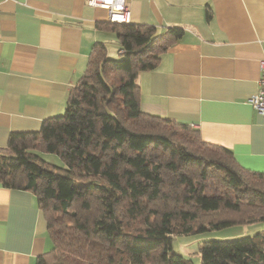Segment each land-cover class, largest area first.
Masks as SVG:
<instances>
[{
  "label": "trees",
  "instance_id": "1",
  "mask_svg": "<svg viewBox=\"0 0 264 264\" xmlns=\"http://www.w3.org/2000/svg\"><path fill=\"white\" fill-rule=\"evenodd\" d=\"M99 27L115 35L119 57L95 42L64 113L0 148V183L30 192L46 223L52 246L35 264H192L169 253L175 237L263 222L264 174L187 124L140 109L138 74L183 30ZM197 253L200 264H264V231L203 241Z\"/></svg>",
  "mask_w": 264,
  "mask_h": 264
},
{
  "label": "crops",
  "instance_id": "2",
  "mask_svg": "<svg viewBox=\"0 0 264 264\" xmlns=\"http://www.w3.org/2000/svg\"><path fill=\"white\" fill-rule=\"evenodd\" d=\"M125 4L131 24L183 30L154 70L138 74L141 111L193 125L202 141L264 174V118L247 102L264 57V0ZM105 22L86 0H0V148L64 113L92 45L114 36ZM51 246L34 196L0 183V264H35Z\"/></svg>",
  "mask_w": 264,
  "mask_h": 264
},
{
  "label": "rangeland",
  "instance_id": "3",
  "mask_svg": "<svg viewBox=\"0 0 264 264\" xmlns=\"http://www.w3.org/2000/svg\"><path fill=\"white\" fill-rule=\"evenodd\" d=\"M107 56L114 58L117 52V42L115 35L106 40ZM41 157L48 163L61 167L63 164L56 155L41 154ZM264 231V221L250 225L232 226L222 229H208L200 233L190 235H179L172 242V248L169 253L181 255L189 259L192 264H200V256L197 253V247L200 242L211 240H236L250 237L257 232Z\"/></svg>",
  "mask_w": 264,
  "mask_h": 264
},
{
  "label": "built area",
  "instance_id": "4",
  "mask_svg": "<svg viewBox=\"0 0 264 264\" xmlns=\"http://www.w3.org/2000/svg\"><path fill=\"white\" fill-rule=\"evenodd\" d=\"M86 4L93 8L106 11L107 21L111 23H129V10L125 0H86ZM248 104L264 118V57L259 62V76L257 91L247 100ZM194 127L193 125L190 126Z\"/></svg>",
  "mask_w": 264,
  "mask_h": 264
}]
</instances>
